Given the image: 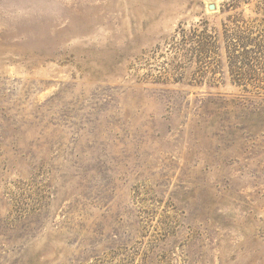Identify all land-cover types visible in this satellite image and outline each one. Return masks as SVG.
I'll use <instances>...</instances> for the list:
<instances>
[{
	"label": "rangeland",
	"instance_id": "rangeland-1",
	"mask_svg": "<svg viewBox=\"0 0 264 264\" xmlns=\"http://www.w3.org/2000/svg\"><path fill=\"white\" fill-rule=\"evenodd\" d=\"M0 264H264V0H0Z\"/></svg>",
	"mask_w": 264,
	"mask_h": 264
},
{
	"label": "water",
	"instance_id": "water-1",
	"mask_svg": "<svg viewBox=\"0 0 264 264\" xmlns=\"http://www.w3.org/2000/svg\"><path fill=\"white\" fill-rule=\"evenodd\" d=\"M214 8H215L214 5H211V6L209 7L210 10H214Z\"/></svg>",
	"mask_w": 264,
	"mask_h": 264
}]
</instances>
